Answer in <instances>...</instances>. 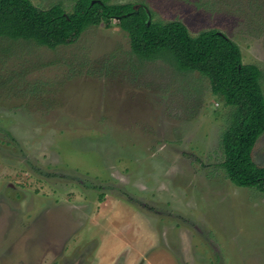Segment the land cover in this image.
<instances>
[{"label":"rangeland","instance_id":"rangeland-1","mask_svg":"<svg viewBox=\"0 0 264 264\" xmlns=\"http://www.w3.org/2000/svg\"><path fill=\"white\" fill-rule=\"evenodd\" d=\"M107 1L220 30L264 92V0ZM232 108L198 72L138 58L116 19L52 49L0 38V264H264V193L220 165Z\"/></svg>","mask_w":264,"mask_h":264},{"label":"trees","instance_id":"trees-1","mask_svg":"<svg viewBox=\"0 0 264 264\" xmlns=\"http://www.w3.org/2000/svg\"><path fill=\"white\" fill-rule=\"evenodd\" d=\"M145 5L75 0L72 11L53 4L39 8L31 0H0V38L31 40L50 49L75 42L89 27L116 19L129 37L132 52L143 60L162 59L183 72H198L232 110L221 135L229 180L238 187L264 193V165L253 149L264 132V92L261 69L244 63L240 47L218 29L191 35L180 20H148Z\"/></svg>","mask_w":264,"mask_h":264},{"label":"water","instance_id":"water-1","mask_svg":"<svg viewBox=\"0 0 264 264\" xmlns=\"http://www.w3.org/2000/svg\"><path fill=\"white\" fill-rule=\"evenodd\" d=\"M148 20H149V21L151 20V17H150V15H149V17H148Z\"/></svg>","mask_w":264,"mask_h":264}]
</instances>
